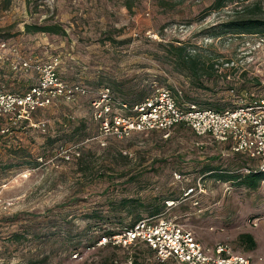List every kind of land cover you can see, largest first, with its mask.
<instances>
[{"label": "rangeland", "instance_id": "1", "mask_svg": "<svg viewBox=\"0 0 264 264\" xmlns=\"http://www.w3.org/2000/svg\"><path fill=\"white\" fill-rule=\"evenodd\" d=\"M211 2L0 0V41L8 33L32 64L58 58V77L86 90L27 119L0 118V264H171L157 262L141 242L96 244L135 221V210L144 218L155 208L204 248L223 244L264 264V180L251 190L208 171L239 176L246 157L180 124L166 138L158 131L103 135L91 105L103 87L124 100L163 88L225 109L264 93V33L211 31L250 1L206 12ZM47 20L65 36L23 31ZM168 44L213 57L217 77L194 79L175 65ZM38 77L0 60V91L22 93Z\"/></svg>", "mask_w": 264, "mask_h": 264}, {"label": "built area", "instance_id": "2", "mask_svg": "<svg viewBox=\"0 0 264 264\" xmlns=\"http://www.w3.org/2000/svg\"><path fill=\"white\" fill-rule=\"evenodd\" d=\"M7 49L15 57L13 69L27 71L33 68L38 71L39 77L37 83L22 93L0 91V118L27 119L37 109L49 106L55 98L86 94L79 84L67 85L58 77V58L42 65L32 64L20 57L16 47H8L7 42L1 40L0 60L6 58L4 50ZM91 105L103 135L158 131L166 138L174 126L184 124L197 136H209L214 142L227 143L232 152L254 160V166L243 168L244 175L264 173V93L234 108L217 111L193 104L179 107L173 95L163 88L156 89L143 101L129 106L117 100L109 88L103 87ZM113 105L123 110L124 115L114 113ZM1 131H7V128ZM136 242L152 250L159 263L256 264L250 256L233 252L223 244H217L213 249L204 248L182 225L158 216L138 220L129 228L103 236L96 244L125 247ZM77 255L75 252L71 256L75 258ZM128 263L132 264L130 260Z\"/></svg>", "mask_w": 264, "mask_h": 264}, {"label": "trees", "instance_id": "3", "mask_svg": "<svg viewBox=\"0 0 264 264\" xmlns=\"http://www.w3.org/2000/svg\"><path fill=\"white\" fill-rule=\"evenodd\" d=\"M238 1H240L239 2L240 4L245 1L248 2L250 1V2L244 4L240 10L227 13L228 14L226 17L227 19L218 22V24L214 25L211 31L216 32V34L230 33L232 35L241 34V33H255V32L264 33V17H262L261 15V13L263 12L261 11L262 6L260 0H212V2L209 4V6H207L205 10L206 12L214 11L218 13L221 12L225 6L236 3ZM165 2L169 3V0H165ZM23 31L27 34L44 33L47 35H59V36H65L66 34L65 30L60 26L59 23L49 20L43 21L42 23H25L23 25ZM4 37L6 39L3 41L7 42L8 47L17 48L14 42H12L11 40H7L9 38H12V36H9V34L7 33ZM186 47L187 46L184 44H180V45L168 44L167 53L170 54L176 66H178L181 70L186 71L190 76H192L194 79L198 81L203 78L209 79L215 76L217 77V68H215L217 65L216 64L217 61L213 60V57L205 53L191 51ZM112 95L114 96L113 93ZM145 95H146L145 92H140L139 95L132 96L131 98H134L132 100H124L117 96L114 97L117 100L129 106H133L143 101L145 98L149 97V95L146 96ZM253 97L251 96L249 99H252ZM174 98L177 105L182 108L185 107L186 104H193L199 108H208L217 111L225 110V107L223 105L214 102H203V103L197 102L196 100H194L193 98L189 97L186 94L180 97L175 96ZM236 105L226 109L234 108ZM180 125H184V124H180ZM213 170L214 169L208 171L210 172ZM225 174L226 176L216 175V177L218 176V178H222L224 180L227 179L234 180L238 182L239 185H242L251 190H255L256 188H258L261 181L264 180V173H249L245 175L241 174L239 176L229 175L227 173ZM137 202L140 203L136 199H124L122 200L121 203L124 204L130 203L129 205H133V204L135 205ZM140 205L141 204H137L136 208L141 207ZM135 211L137 212V214H135V219H134L135 221H133L130 225L124 227L123 229L131 227L138 220L155 217L157 214L160 213L159 209L155 208L154 211L148 212L146 217L140 218V214L138 213V211L137 210ZM113 234L115 233L112 231L106 233V235L108 236H111ZM241 237H242L241 239L243 240L242 242L246 244L248 248L254 247L255 243L253 242L249 234H243L241 235ZM132 264H137V263L136 261H133Z\"/></svg>", "mask_w": 264, "mask_h": 264}, {"label": "crops", "instance_id": "4", "mask_svg": "<svg viewBox=\"0 0 264 264\" xmlns=\"http://www.w3.org/2000/svg\"><path fill=\"white\" fill-rule=\"evenodd\" d=\"M7 40H11L12 42H14L15 43V45L17 46V53L20 55V57H22L23 56V54L20 52V48H19V46L16 44L17 43V41L16 40H12V38H9V39H7ZM5 51V59H2L1 60V62H4V61H7L8 62V66H9V69L11 70V71H18V70H20V69H13V66H14V64H15V57L11 54V53H9V51H8V49L7 50H4ZM23 58V57H22ZM241 155V154H240ZM243 156V155H242ZM244 157H246V156H244ZM246 159H247V161L248 162H242V164H244V165H246V166H254L255 165V161L254 160H252V159H249L248 157H246ZM214 170L213 171H211V173L210 174H212V173H218V174H215V176L216 175H223V176H226V174H224V173H227V174H229V175H234V174H230V172L231 171H228V170H225V172L223 171V170H220V168H213ZM228 176V175H227ZM218 177V176H217ZM228 181H230V179H227Z\"/></svg>", "mask_w": 264, "mask_h": 264}]
</instances>
